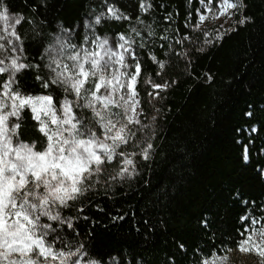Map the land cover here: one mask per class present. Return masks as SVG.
<instances>
[{"label":"trees","instance_id":"1","mask_svg":"<svg viewBox=\"0 0 264 264\" xmlns=\"http://www.w3.org/2000/svg\"><path fill=\"white\" fill-rule=\"evenodd\" d=\"M108 3L131 19L104 21L97 34L114 42L122 33L135 41L142 69L137 87L145 123L154 129V151L147 161L137 156L138 174L114 190L98 185L82 213L65 210L78 217L75 242H83L101 264H200L213 250L225 254L237 248L240 232L250 223L241 222L242 216L264 219V0H241L229 26L216 22L197 31V9L204 11L200 0H148L147 13L140 11V0ZM5 4L10 14L22 13L31 21L17 29L31 62H39L58 28L74 29L79 43L84 21L107 10L104 0ZM242 17L251 21L240 25ZM217 31L224 33L219 42ZM157 62L165 64L162 71ZM18 78L25 94H46L34 72ZM147 78L169 84L151 103L147 93L153 89L143 83ZM23 116L20 138L42 149L44 138L31 113L25 110Z\"/></svg>","mask_w":264,"mask_h":264},{"label":"snow or ice","instance_id":"2","mask_svg":"<svg viewBox=\"0 0 264 264\" xmlns=\"http://www.w3.org/2000/svg\"><path fill=\"white\" fill-rule=\"evenodd\" d=\"M104 3L106 12L84 21L79 43L74 29L61 26L44 46L39 62H31L25 38L17 30L31 21L22 13L10 14L5 0H0V264H101L83 242H75L80 235L74 224L78 217L64 212L75 208L82 213L84 201L98 185L105 192L114 190L138 174L137 156L151 159L154 129L145 123L137 87L142 69L132 47L135 41L122 33L114 42L97 34L102 22L131 17L108 0ZM200 4L204 11L197 9L193 31L208 19L231 18L243 6L241 0H200ZM151 7L148 0H140L141 12ZM250 21L242 17L237 23ZM131 31L140 35L134 27ZM223 36L217 31L214 40ZM157 63L162 71L165 64ZM25 71L35 73L46 94H25L18 78ZM143 83L153 89L147 93L148 103L169 87L168 82L157 84L150 78ZM25 110L44 138L40 150L36 141L20 138ZM243 158L248 160L247 148ZM240 219L250 223L240 232L237 249L255 254L264 264V219L250 214ZM203 223L207 227V221ZM179 247L184 249L182 243ZM228 259L213 250L200 264H228Z\"/></svg>","mask_w":264,"mask_h":264},{"label":"rangeland","instance_id":"3","mask_svg":"<svg viewBox=\"0 0 264 264\" xmlns=\"http://www.w3.org/2000/svg\"><path fill=\"white\" fill-rule=\"evenodd\" d=\"M234 15L231 18L227 16H221L219 19H208L202 25L211 24L216 22H223L226 26H229L233 21ZM200 25V26H202ZM227 255L229 257L228 264H260V258L253 253H241L237 248L230 250L221 256Z\"/></svg>","mask_w":264,"mask_h":264}]
</instances>
